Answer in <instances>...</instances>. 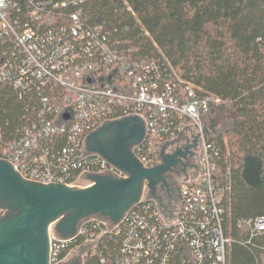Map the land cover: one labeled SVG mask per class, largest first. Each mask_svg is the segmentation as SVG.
Wrapping results in <instances>:
<instances>
[{
    "label": "built area",
    "instance_id": "built-area-1",
    "mask_svg": "<svg viewBox=\"0 0 264 264\" xmlns=\"http://www.w3.org/2000/svg\"><path fill=\"white\" fill-rule=\"evenodd\" d=\"M79 4L0 0V94L24 105V124L2 140L0 160L24 180L43 185L82 187L85 174L125 179L102 157L87 154L85 141L107 122L136 116L145 124V137L133 153L144 167L156 165L162 145L187 127L198 138V163L179 181L175 200L162 207L144 187L141 200L117 225L85 220L71 239L58 237L51 227L50 264L63 261L79 239L82 245L112 233L120 243L109 264H229L234 242L264 253V216L237 222L246 239L225 231L230 175L219 169V147L208 141L204 121L220 98L174 81L172 67L164 79L155 62L129 59L113 48L102 27L81 20L78 11L65 13ZM180 84L185 87L175 92ZM63 132L60 147L56 137Z\"/></svg>",
    "mask_w": 264,
    "mask_h": 264
},
{
    "label": "trees",
    "instance_id": "trees-1",
    "mask_svg": "<svg viewBox=\"0 0 264 264\" xmlns=\"http://www.w3.org/2000/svg\"><path fill=\"white\" fill-rule=\"evenodd\" d=\"M77 1L79 6L66 14L80 12L81 20L109 33L114 49L131 60L155 62L164 79L172 67L174 81L220 98L208 114L218 110L233 116L208 141L219 147L221 173L230 175L225 231L233 239H246L237 222L264 216V0ZM23 106L8 93L0 94V143L24 124ZM65 135H57V146H63ZM119 243L114 233L102 235L83 264L102 259L109 264ZM228 251L229 264H262L258 247L234 242Z\"/></svg>",
    "mask_w": 264,
    "mask_h": 264
},
{
    "label": "water",
    "instance_id": "water-1",
    "mask_svg": "<svg viewBox=\"0 0 264 264\" xmlns=\"http://www.w3.org/2000/svg\"><path fill=\"white\" fill-rule=\"evenodd\" d=\"M144 137L145 124L136 116L107 122L91 133L85 141L87 154L102 157L128 176L121 179L111 174H85L83 178L91 186L26 181L10 163L0 160V210L5 212L0 216V264H50L52 226L58 237L71 239L81 223L92 216L117 225L141 200L144 187L148 188V197L162 207L157 186L165 184L175 167L188 172L194 166L192 161L197 163L198 138L179 137L162 145L161 162L146 168L133 153ZM101 235L74 248L58 264H82V255L97 244Z\"/></svg>",
    "mask_w": 264,
    "mask_h": 264
},
{
    "label": "rangeland",
    "instance_id": "rangeland-1",
    "mask_svg": "<svg viewBox=\"0 0 264 264\" xmlns=\"http://www.w3.org/2000/svg\"><path fill=\"white\" fill-rule=\"evenodd\" d=\"M172 71H173V73H174V75H175V72H174V70L172 69ZM229 117H233L232 115H230V114H228V113H224V114H222V113H219V111L218 110H216V112L215 113H212V114H208L207 115V117H206V121H205V123H206V126H207V129H208V131H209V134H208V136L211 134V133H213L214 131H216V130H220L221 129V122L223 121V120H228V118ZM186 130L188 129V130H190L191 131V133H192V131H193V133H194V130H193V128L192 127H187V128H185ZM184 132V131H183ZM179 136V135H178ZM193 137H194V134H193ZM178 138V137H177ZM176 138V139H177ZM176 139H174V140H176ZM174 140H172V141H174ZM171 142V141H170ZM166 143H168V142H166ZM165 143V144H166ZM164 145V144H163ZM198 153H199V147H198V149H197V155H198ZM160 154V153H159ZM197 158H198V156H197ZM192 165H195V163H192ZM193 168V167H192ZM186 175V173L184 174V176ZM183 176V177H184ZM182 177V178H183ZM87 183L86 182H84L83 181V178L82 179H80V182H79V185L80 186H84V185H86ZM3 211H1L0 210V213H2ZM91 219H99V217L98 216H92L91 217ZM104 221V220H103ZM107 223L109 224L110 222H108L107 221ZM110 225V224H109ZM53 227L54 226H52V229H53ZM99 241V240H98ZM97 244H98V242H97ZM97 244L93 247V248H90L89 250H87L83 255H82V259H84L89 253H95V249H96V247H97ZM83 245V244H82ZM79 246H81V245H79ZM79 246H77V247H79ZM260 260H261V262H262V264H264V253H261V255H260Z\"/></svg>",
    "mask_w": 264,
    "mask_h": 264
},
{
    "label": "flooded vegetation",
    "instance_id": "flooded-vegetation-1",
    "mask_svg": "<svg viewBox=\"0 0 264 264\" xmlns=\"http://www.w3.org/2000/svg\"><path fill=\"white\" fill-rule=\"evenodd\" d=\"M192 162H196V161L193 160ZM185 173H187L186 170H184L181 166H177L174 168V170H172V172L169 173V175H167L165 184L160 183V185L157 186L156 194L160 197L162 203H165V201L173 202L175 200V193L178 187V183L182 179ZM4 213L5 212H2L1 215H3ZM60 264H70V262L66 261Z\"/></svg>",
    "mask_w": 264,
    "mask_h": 264
},
{
    "label": "crops",
    "instance_id": "crops-1",
    "mask_svg": "<svg viewBox=\"0 0 264 264\" xmlns=\"http://www.w3.org/2000/svg\"><path fill=\"white\" fill-rule=\"evenodd\" d=\"M193 131H192V133H191V131L190 130H185L184 132H182L179 136H178V138L179 137H181V138H189L190 136H193ZM167 153H170V150H168L167 151ZM160 155V154H159ZM161 161H160V159L158 160V163H160ZM196 163V162H195ZM83 181L84 182H86L87 184L86 185H84V186H91V185H93L90 181H87V180H85V178H83Z\"/></svg>",
    "mask_w": 264,
    "mask_h": 264
}]
</instances>
